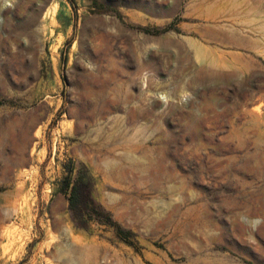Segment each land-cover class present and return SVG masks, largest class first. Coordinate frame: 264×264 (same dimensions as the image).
I'll return each mask as SVG.
<instances>
[{
    "label": "rangeland",
    "instance_id": "1",
    "mask_svg": "<svg viewBox=\"0 0 264 264\" xmlns=\"http://www.w3.org/2000/svg\"><path fill=\"white\" fill-rule=\"evenodd\" d=\"M0 11V264H264V0ZM71 161L133 245L76 226Z\"/></svg>",
    "mask_w": 264,
    "mask_h": 264
},
{
    "label": "trees",
    "instance_id": "2",
    "mask_svg": "<svg viewBox=\"0 0 264 264\" xmlns=\"http://www.w3.org/2000/svg\"><path fill=\"white\" fill-rule=\"evenodd\" d=\"M171 28L173 25L166 28L165 31ZM68 166L69 173L61 183L60 192L67 197L76 226L84 230H87L92 222L109 226L115 229L120 240L133 245L130 241L132 233L118 224L112 214L96 200L94 183L88 171L84 167L77 169L76 164L72 161Z\"/></svg>",
    "mask_w": 264,
    "mask_h": 264
},
{
    "label": "bare ground",
    "instance_id": "3",
    "mask_svg": "<svg viewBox=\"0 0 264 264\" xmlns=\"http://www.w3.org/2000/svg\"><path fill=\"white\" fill-rule=\"evenodd\" d=\"M1 14V11H0ZM6 23V22H5ZM10 25V24H9ZM12 25V24H11ZM15 26V25H14ZM5 31H9L10 33L13 32L12 29L10 27H4L3 28ZM44 29V28H43ZM12 36L9 34V36L3 37L1 32H0V52L2 51V49H4L8 43V39L11 38ZM69 236H71L72 238L74 237L78 242H81V239H78V235L74 234L70 229H69ZM77 242V243H78ZM68 253H74L71 249L70 252ZM74 264V262H72Z\"/></svg>",
    "mask_w": 264,
    "mask_h": 264
}]
</instances>
